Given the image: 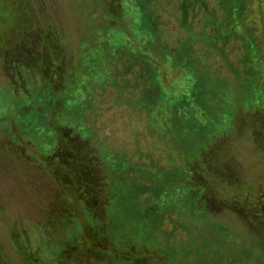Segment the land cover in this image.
Segmentation results:
<instances>
[{"label":"rangeland","instance_id":"rangeland-1","mask_svg":"<svg viewBox=\"0 0 264 264\" xmlns=\"http://www.w3.org/2000/svg\"><path fill=\"white\" fill-rule=\"evenodd\" d=\"M120 2L0 0V264H182L191 260L190 256L171 258L142 239H115V231L126 225L117 222L111 209L115 195L109 181L116 182L118 176L109 173L107 151L132 157L142 171L127 173L125 184L143 188L149 182L143 169H153L151 161L159 165L179 159L170 140L148 132L143 116L118 108L109 93L99 90L101 95L86 111L90 136L86 137L82 125L58 120L63 105L59 102L50 114L53 133H38L41 142L20 124L14 108L13 96H32L45 86L59 94L68 87L79 63L80 46L96 35L104 15L118 11ZM232 123V131L208 142L195 164L198 183L206 187L203 203L210 216L245 232L263 233L264 109L241 105ZM142 130L141 135L151 140L145 151L131 137ZM51 135L53 142L48 141ZM145 192L134 195L128 206L150 210L153 204L146 202L152 192ZM155 215L162 222L149 232L152 238L165 240L167 235L177 245L192 238L176 229L169 214Z\"/></svg>","mask_w":264,"mask_h":264},{"label":"trees","instance_id":"trees-1","mask_svg":"<svg viewBox=\"0 0 264 264\" xmlns=\"http://www.w3.org/2000/svg\"><path fill=\"white\" fill-rule=\"evenodd\" d=\"M120 6L80 46L68 87L59 94L45 86L32 96H13L20 124L39 138L53 133L50 114L62 102L58 120L82 125L88 137L86 111L99 90L109 93L118 108L143 116L148 132L170 140L179 154L166 164L151 161L153 169H143L149 179L143 188L125 184L127 173L142 171L132 157L107 151L109 173L119 178L109 181L111 209L126 225L114 238L142 239L177 260L190 256L182 264H264V232H245L210 216L195 166L208 142L232 131L239 106L264 109V0H121ZM143 132L131 137L145 151L151 140ZM145 191L152 192L150 210L128 206ZM158 211L192 238L181 245L167 235L152 238L149 232L162 222Z\"/></svg>","mask_w":264,"mask_h":264}]
</instances>
